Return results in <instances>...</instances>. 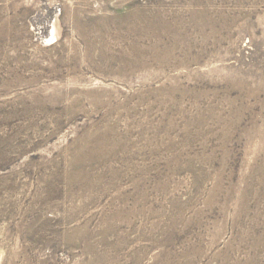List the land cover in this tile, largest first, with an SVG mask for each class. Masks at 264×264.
<instances>
[{
    "label": "rangeland",
    "instance_id": "374dc122",
    "mask_svg": "<svg viewBox=\"0 0 264 264\" xmlns=\"http://www.w3.org/2000/svg\"><path fill=\"white\" fill-rule=\"evenodd\" d=\"M260 79L264 0H0V264H264Z\"/></svg>",
    "mask_w": 264,
    "mask_h": 264
},
{
    "label": "bare ground",
    "instance_id": "6f19581e",
    "mask_svg": "<svg viewBox=\"0 0 264 264\" xmlns=\"http://www.w3.org/2000/svg\"><path fill=\"white\" fill-rule=\"evenodd\" d=\"M255 84V83H254ZM264 87V83H263V81H261V79H260V82H258L257 83V85L255 86V88L253 89V91L256 93L257 92V90H258V88L259 89H261V88H263ZM264 89V88H263ZM252 93V92H251Z\"/></svg>",
    "mask_w": 264,
    "mask_h": 264
}]
</instances>
